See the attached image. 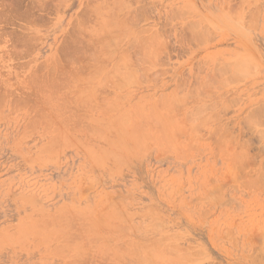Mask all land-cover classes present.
Segmentation results:
<instances>
[{"label": "rangeland", "instance_id": "rangeland-1", "mask_svg": "<svg viewBox=\"0 0 264 264\" xmlns=\"http://www.w3.org/2000/svg\"><path fill=\"white\" fill-rule=\"evenodd\" d=\"M0 2V264H264V0Z\"/></svg>", "mask_w": 264, "mask_h": 264}, {"label": "bare ground", "instance_id": "bare-ground-1", "mask_svg": "<svg viewBox=\"0 0 264 264\" xmlns=\"http://www.w3.org/2000/svg\"><path fill=\"white\" fill-rule=\"evenodd\" d=\"M10 1H11V0H10ZM19 1H20V0H19ZM22 1H23V0H22ZM32 1H33V0H32ZM118 1H119V0H118ZM2 2H3V1H2ZM12 2H13V1H12ZM12 2H11V3H12ZM15 2H16V1H15ZM0 3H1V2H0ZM3 3H4V2H3ZM21 3H22V2H20V4H21ZM6 4H7V3H6ZM12 4H13V3H12ZM14 4H16V3H14ZM38 4H39V3H38ZM38 4H37V5H38ZM116 4H117V3H116ZM123 4H124V3H123ZM2 5H3V4H2ZM34 5H35V4H34ZM121 5H122V4H121ZM5 6H6V5H5ZM5 6H4V7H5ZM12 6H13V5H12ZM20 6H21V5H20ZM38 6H39V5H38ZM1 7H2V6H1ZM39 7H40V6H39ZM126 7H127V6H126ZM14 8H15V7H14ZM119 8H120V7H119ZM121 8H122V7H121ZM1 9H3V8H1ZM100 9H101V8H100ZM110 9H111V8H110ZM117 9H118V7H117ZM3 10H4V9H3ZM132 10H133V9H132ZM9 11H10V10H9ZM96 11H97V10H96ZM110 11H111V10H110ZM116 11H117V10H116ZM120 11H121V10H120ZM125 12H126V11H125ZM228 12H229V10H228ZM234 12H235V11H234ZM135 13H136V12H135ZM236 13H237V12H236ZM118 14H119V13H118ZM130 15H131V13H130ZM233 15H234V13H233ZM25 16H26V15H25ZM110 16H112V15H110ZM237 17H238V16H237ZM8 18H9V17H8ZM81 18H82V17H81ZM240 18H241V17H240ZM10 19H11V18H10ZM28 19H29V18H28ZM109 20H110V17H109ZM123 20H124V19H123ZM74 22H75V21H74ZM82 22H83V21H82ZM111 22H112V21H111ZM132 22H133V21H132ZM105 23H106V22H105ZM108 23L110 24V22H108ZM108 23H106V24H108ZM128 23H129V22H128ZM79 24H80V23H79ZM101 24H103V23H101ZM74 25H76V24H74ZM80 25H81V24H80ZM129 25H130V24H129ZM81 26H82V25H81ZM107 26H108V25H107ZM121 26H122V25H121ZM125 26H126V25H125ZM77 27H78V26H77ZM83 27H84V26H83ZM85 27H86V26H85ZM104 27H105V26H104ZM99 28H100V27H99ZM116 28H117V27H116ZM100 29H101V28H100ZM122 29H123V28H122ZM125 30H126V29H125ZM98 31H99V30H98ZM72 32H73V30H72ZM74 32H75V31H74ZM81 32H82V31H81ZM116 32H117V31H116ZM77 33H78V32H77ZM83 33H84V32H83ZM78 34H79V33H78ZM91 34H92V33H91ZM106 34H107V33H106ZM153 34H154V35H153ZM153 34H152V35H153L154 38H155V33H153ZM81 35H82V34H81ZM102 35H103V34H102ZM83 36H85V35H83ZM90 36H91V35H90ZM136 36H137V35H136ZM158 36H159V35H158ZM86 37H87V36H86ZM99 37H100V36H99ZM79 38H80V37H79ZM140 38H141V36H140ZM157 38H158V37H157ZM66 39H67V38H66ZM72 39H73V38H72ZM72 39H71V40H72ZM80 39H81V38H80ZM135 39H136V38H135ZM135 39H134V41H135ZM138 39H139V38H138ZM159 39H160V38H159ZM136 40H137V39H136ZM69 41H70V40H69ZM76 41H77V40H76ZM24 42H25V41H24ZM64 42H65V41H64ZM92 42H94V41L92 40ZM92 42H91V43H92ZM68 43H69V42H68ZM70 43H71V41H70ZM80 43H82V42H80ZM136 43H137V42H136ZM154 43H156V42H154ZM162 43H163V42H162ZM73 44H74V43H73ZM75 45L77 46L76 42H75ZM78 45H79V44H78ZM131 45H134V44L132 43ZM144 45H145V44H144ZM151 45H152V44H151ZM78 47H79V46H78ZM81 47H83V46H81ZM86 47H87V46H86ZM76 48H77V47H76ZM94 48H95V47H94ZM106 48H107V47H106ZM106 48H105V49H106ZM142 48L144 49V46H142ZM69 49H70V48H69ZM73 49H74V48H73ZM71 50H72V49H71ZM77 50H78V49H77ZM82 50H83V49H82ZM82 50H81V51H82ZM139 50H140V49H139ZM58 51H59V50H58ZM94 51H95V50H94ZM59 52H60V51H59ZM78 52H79V51H78ZM148 52H149V51H148ZM64 53H66V51H65ZM146 53H147V52H146ZM78 54H79V53H78ZM144 54H145V53H144ZM95 55L97 56L98 54H95ZM123 55H124V54H123ZM123 55H122V56H123ZM155 55H156V54H155ZM129 56H130V55H129ZM145 56H146V55H145ZM148 56H149V55H148ZM93 57H94V56H93ZM104 57H106V56H104ZM109 57H110V56H109ZM129 58H130V57H129ZM141 58H143V57H141ZM90 59H92V58H90ZM127 59H128V56H127ZM146 59H147V58H146ZM146 59H144V60H146ZM152 59H153V57H152ZM56 60H57V59H56ZM99 60H102V59H100V57H99ZM125 60H126V59H125ZM129 60H130V59H129ZM139 60H140V59H139ZM153 60H154V59H153ZM155 60H156V59H155ZM126 61H127V60H126ZM131 61H133V60H131ZM151 61H152V60H151ZM156 61H157V60H156ZM156 61H155V62H156ZM97 62H98V61H97ZM144 62H145V61H144ZM121 63H122V62H121ZM125 63H126V62H125ZM125 63H124V64H125ZM129 63L131 64V62H129ZM118 64H119V63H118ZM141 64H142V63H141ZM143 64H144V63H143ZM128 65H129V64H128ZM138 65H139V64H138ZM138 65H136V66H138ZM233 65H234V64H233ZM235 65H236V64H235ZM112 66H113V65H112ZM53 67H54V66H53ZM124 67H125V66H124ZM99 68H100V67H99ZM101 68H102V67H101ZM104 68H105V67H104ZM114 68H116V67L114 66ZM118 68H119V67H118ZM127 68H128V67H127ZM242 68H243V67H242ZM78 69H79V67H78ZM131 69H132V68H131ZM139 69H140V68H139ZM143 69H144V68H143ZM76 70H77V69H76ZM80 70H82V69H80ZM111 70H112V69H111ZM117 70H119V69H117ZM135 70H136V69H135ZM53 71H54V70H53ZM82 71H83V70H82ZM98 71H99V70H98ZM98 71H97V72H98ZM114 71H115V70H114ZM64 72H65V71H64ZM70 72H71V71H70ZM73 72H74V71H73ZM77 72H78V71H77ZM77 72H75V74H76ZM110 72H111V71H110ZM126 72H127V70H126ZM128 72H129V71H128ZM98 73H99V72H98ZM122 73H123V72H122ZM52 74H53V73H52ZM104 74H105V73H104ZM113 74H114V72H113ZM118 74H119V73H118ZM118 74L115 73V76L118 75ZM133 74H134V73H133ZM79 75H80V74H79ZM122 75H123V74H122ZM126 75H127V74H126ZM134 75H135V74H134ZM68 76H72V75H68ZM75 76H76V75H75ZM130 76H131V75H130ZM105 77H106V76H105ZM112 77H113V79H114V76H112ZM116 77H117V76H116ZM119 77H120V75H119ZM119 77H118V78H119ZM135 77H136V76H135ZM73 78H74V77H73ZM90 78H91V77H90ZM110 78H111V77H110ZM71 79H72V78H71ZM80 79H81V78H80ZM95 79H96V76H95ZM128 79H129V78H128ZM107 80H108V78H107ZM132 80H133V79H132ZM67 81H68V80H67ZM63 82H64V81H63ZM83 82H85V81H83ZM88 82H89V81H88ZM77 83H78V82H77ZM53 85H54V84H53ZM76 85H78V84H76ZM102 85H103V84H102ZM79 86H80V85H79ZM73 87H74V86H73ZM76 88H77V87H76ZM73 90H74V89H73ZM75 90H76V89H75ZM173 94H174V93H173ZM174 95H175V94H174ZM176 96H177V95H176ZM163 97H164V96H163ZM50 98H51V97H50ZM52 98H53V97H52ZM65 98H66V97H65ZM65 98H64V99H65ZM159 98H160V97H159ZM54 99H55V98H54ZM86 99H87V98H86ZM158 100H159V99H158ZM161 100H164V99H161ZM54 101H55V100H54ZM66 101H67V100H65L64 102H66ZM84 101H85V100H84ZM92 101H93V100H92ZM113 101H114V100H113ZM174 101H175V100H174ZM177 101H178V100H177ZM116 102H118V101H116ZM175 102H176V101H175ZM178 102H179V101H178ZM82 103H83V102H82ZM88 103H89V102H88ZM91 103H92V105L94 104L93 102H91ZM157 103H158V102H157ZM160 103H161V102H160ZM54 104H55V102H54ZM84 104H86V103H84ZM92 105H91L90 108L93 107ZM106 105H108V104H106ZM162 105H163V104H162ZM174 105H175V104H174ZM150 106H151V105H150ZM165 106H166V105H165ZM165 106H164L163 108H165ZM48 107H49V105H48ZM60 107H63V106H60ZM50 108H52V107H50ZM154 108H155V107H154ZM154 108H153V109H154ZM161 108H162V107H161ZM167 108H169V107H167ZM172 108H173V110H174V107H172ZM60 109H61V108H60ZM114 109H115V108H114ZM116 110H117V109H116ZM133 110L135 111V109H133ZM161 110H162V109H161ZM109 111H110V110H109ZM123 111H124V110H123ZM163 111H164V110H163ZM165 111H166V109H165ZM113 112H114V111H113ZM137 112H138V111H137ZM108 113H109V112H108ZM135 113H136V112H135ZM152 113H154V112H152ZM127 114H128V113H127ZM154 114H156V112H155ZM258 114H259V113H258ZM121 115L123 116V113H122ZM130 115H131V114H130ZM119 116H120V115H119ZM119 116H118V117H119ZM126 116H127V115H126ZM156 116H157V115H156ZM168 116H169V115H168ZM170 116H171V115H170ZM256 116H257V115H256ZM133 117H134V116H132V118H133ZM145 117H146V116H145ZM129 118H130V117H129ZM140 118H141V117H140ZM152 118H153V117H152ZM78 119H79V118H78ZM116 119H117V118H116ZM135 119H136V115H135ZM135 119H134V120H135ZM138 119H139V118H138ZM138 119H137V120H138ZM156 119H157V118H156ZM159 119H160V118H159ZM114 120H115V119H114ZM127 120H128V119H127ZM134 120H133V121H134ZM142 120H143V119H142ZM142 120H141V121H142ZM144 120H146V119H144ZM147 120H148V119H147ZM149 120H150V119H149ZM72 121H74V119H72ZM119 121H121V120H119ZM131 121H132V120H131ZM135 121H136V120H135ZM150 121H151V120H150ZM157 121H158V120H157ZM159 121H160V120H159ZM162 121H163V120H162ZM164 121H165V120H164ZM164 121H163V122H164ZM172 121H173V119H172ZM117 122H118V121H116V123H117ZM139 122H140V121H138V123H139ZM143 122H144V121H143ZM145 122H146V121H145ZM147 122H148V121H147ZM155 122H156V121H155ZM160 122H161V121H160ZM160 122H159V123H160ZM165 122H166V121H165ZM72 123H73V122H72ZM78 123H79V122H78ZM81 123H82V122H81ZM109 123H110V122H109ZM124 123H125V122H124ZM132 123H134V122H132ZM138 123H137V124H138ZM176 123H177V122H176ZM176 123H175V124H176ZM254 123H255V121H254ZM75 124H76V123H75ZM119 124H120V123H119ZM134 124H135V123H134ZM142 124H143V123H142ZM153 124H154V122H153ZM155 124H156V123H155ZM155 124H154V127H155V126L157 127V125H155ZM72 125H74V124H72ZM81 125H82V124H81ZM112 125H113V124H112ZM124 125H125V124H124ZM128 125H130V123H129ZM128 125L126 124V126H128ZM144 125H147V124L145 123ZM162 125H163V123H162ZM173 125H174V124H173ZM109 126H110V124H109ZM109 126H108V127H109ZM152 126H153V125H152ZM158 126H160V125H158ZM136 127H137V126H136ZM138 127H139V126H138ZM138 127H137V128H138ZM140 127H141V128L143 127L144 129H146L144 126H140ZM168 127H169V126H168ZM171 127H172V126H171ZM66 128H67V127H66ZM121 128H122V127H121ZM123 128H124V127H123ZM127 128H128V127H127ZM129 128H130V127H129ZM152 128H153V127H152ZM110 129H111V128H110ZM114 129H115V127H114ZM134 129H136V128H134ZM134 129H133V130H134ZM147 129H148V128H147ZM149 129H150V128H149ZM172 129H173V127H172ZM111 130H112V129H111ZM124 130L126 131V129H124ZM136 130H137V129H136ZM152 130H154V129H152ZM156 130H157V129H156ZM98 131H99V130H98ZM98 131H97V132H98ZM116 131H117V129H116ZM130 131H131V129H130ZM130 131H129V132H130ZM160 131H161V129H160ZM95 132H96V131H95ZM97 132H96V133H97ZM127 132H128V131H127ZM153 132H154V131H153ZM172 132H173V131H172ZM98 133H99V132H98ZM178 133H179V132H178ZM117 134H118V131H117ZM131 134H133L132 131H131ZM162 134H164V133H161V136H162ZM112 135H113V134H112ZM115 135H116V133H115ZM119 135H120V134H119ZM125 135H126V133H125ZM127 135H128V134H127ZM127 135H126V137H127ZM133 135H134V134H133ZM133 135H131V137H132ZM146 135H147V134H146ZM165 135H167V134H165ZM174 135H176V134H174ZM129 136H130V134H129ZM138 136H140V135H138ZM149 136H150V135H149ZM158 136H159V135H158ZM158 136H157V137H158ZM168 136H170V135L168 134ZM141 137H143V136H141ZM144 137H145V136H144ZM150 137H151V136H150ZM162 137H165V136H162ZM166 137H167V136H166ZM175 137H176V136H175ZM62 138H63V137H62ZM134 138H135V137H133V139H134ZM176 138H177V137H176ZM122 139H123V138H122ZM124 139H125V136H124ZM157 139H158V138H157ZM111 140H112V139H111ZM120 140H121V138H120ZM134 140H135V139H134ZM143 140H144V139H143ZM158 140H159V139H158ZM163 140H164V138H163ZM60 141H61V140H60ZM63 141H64V140H63ZM124 141H125V140H124ZM124 141H120V142L124 145ZM136 141H137V140H136ZM136 141H135V142H136ZM139 141H140V139H139ZM139 141H138V142H139ZM167 141H168V139H167ZM170 141H171V140H170ZM64 142H65V141H64ZM140 142H142V141H140ZM140 142H139V143H140ZM144 142H145V141H144ZM168 142H169V141H168ZM171 142H172V141H171ZM173 142H174V141H173ZM106 143H107V142H106ZM114 143H115V142H114ZM174 143H175V142H174ZM174 143H172V144H174ZM133 144H134V143H133ZM172 144H171V146H172ZM134 145H135V144H134ZM136 145H137V142H136ZM142 145H143V144H142ZM126 146H127V145H126ZM128 147H129V146H128ZM123 148L127 149V148L124 147V146H123ZM131 150H132V149H131ZM93 152H94V151H93ZM96 154H97V153H96ZM98 156H100V155H98ZM106 156H107V155H106ZM118 156H119V155H118ZM112 211H113V210H112ZM109 214H110V213H109ZM111 214H112V213H111ZM119 214H120V213H119ZM113 215H114V214H113ZM116 215H118V214L116 213ZM116 215H114V216H116ZM81 216H82V215H81ZM83 216H84V214H83ZM83 216H82V217H83ZM103 216H104V215H103ZM103 216H102L101 218H103V220L106 219V218H104ZM109 216H110V215H109ZM111 216H112V215H111ZM111 216H110V217H111ZM120 216H121V214H120ZM113 218H114V217H113ZM119 218L121 219V217H119ZM117 219H118V218H117ZM68 220H69V219H68ZM70 220H71V218H70ZM72 220H73V217H72ZM107 220H108V219H107ZM109 220H110V219H109ZM112 221H113V220H112ZM109 222H110V221H109ZM109 222H108V224H109ZM68 223H69V222H68ZM66 224H67V223H66ZM103 224H104V223H103ZM67 225H68V227H69V224H67ZM71 226H72V225H71ZM104 226L111 228L110 226H107V223H106ZM68 227H67V228H68ZM112 227H113V226H112ZM64 229H65V227H64ZM68 229H69V228H68ZM70 229H71V228H70ZM64 231H65V230H64ZM47 237H48V236H47ZM131 247H132V246H131ZM140 247H141V246H140ZM79 248H80V247H79ZM79 248L77 247L78 250H80ZM129 248H130V247H129ZM138 248H139V247H138ZM141 248H142V247H141ZM146 248H147V247H146ZM83 249H84V248H83ZM86 249H87V248H86ZM129 250H130V249H129ZM136 250H137V249H136ZM145 250H146V249H145ZM125 251H126V250H125ZM127 251H128V250H127ZM130 251H131V250H130ZM132 251H133V249H132ZM134 251H135V250H134ZM139 251H141V250H138V252H139ZM79 252H81V250H80ZM128 252H129V251H128ZM135 252H137V251H135ZM138 252H137V253H138ZM77 253H78V252H76V255H78ZM83 253H85V251H84ZM125 253H127V252H125ZM155 253H156V252H155ZM79 254H80V253H79ZM139 254H140V252H139ZM139 254H138V256H139ZM152 254H153V253H152ZM157 254H158V253H157ZM157 254H156V255H157ZM86 255H87V254H86ZM141 255H142V254H141ZM159 255H160V254H159ZM161 255H162V254H161ZM78 256H79V255H78ZM143 257H144V256H143ZM147 257H148V256H147ZM147 257H146V258H147ZM149 258H150V257H149ZM84 259H85V258H84ZM81 260H82V259H80V261H81ZM147 260H148V259H147ZM149 260H150V259H149ZM73 261H74V260H73ZM143 261H144V259H143ZM153 261H154V260H153ZM149 262H150V261H149ZM75 263H76V262H75ZM84 264H85V263H84ZM142 264H143V262H142ZM145 264H147V263L145 262Z\"/></svg>", "mask_w": 264, "mask_h": 264}]
</instances>
